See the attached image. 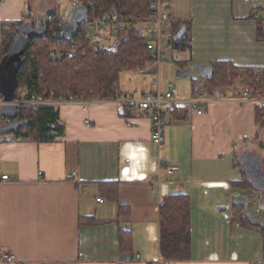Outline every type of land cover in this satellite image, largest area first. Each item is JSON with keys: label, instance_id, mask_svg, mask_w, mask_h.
Here are the masks:
<instances>
[{"label": "crops", "instance_id": "0c3cea01", "mask_svg": "<svg viewBox=\"0 0 264 264\" xmlns=\"http://www.w3.org/2000/svg\"><path fill=\"white\" fill-rule=\"evenodd\" d=\"M167 1L171 19L192 25L182 66L230 62L264 68V42L256 21L248 19L262 0ZM56 8L57 0H0V25L40 22ZM72 14L55 16L68 24ZM163 65L146 66L144 74L156 86ZM178 71L164 80L165 92L173 93L186 119L171 117L161 147L152 141L150 114L128 111L123 117L115 103L101 101L60 103L65 135L54 143L0 139V173L10 178L0 181V264H118L120 230L133 238V258L126 264H165L160 202L174 194L191 200V259L176 264H264L262 230L236 207L224 214L238 189L234 184L248 179L239 158L255 156L263 168L257 103L238 90L216 98L201 81L174 82ZM158 90L147 88L143 95ZM196 93L205 114L181 104ZM174 166L178 170L169 175L166 168ZM113 186L118 200L112 199ZM246 225L252 228L243 230Z\"/></svg>", "mask_w": 264, "mask_h": 264}, {"label": "trees", "instance_id": "16d2710c", "mask_svg": "<svg viewBox=\"0 0 264 264\" xmlns=\"http://www.w3.org/2000/svg\"><path fill=\"white\" fill-rule=\"evenodd\" d=\"M76 4V9L82 7L87 11L88 19L87 22L77 25V35L73 41L69 43L53 39L67 25L58 20L45 28L48 32L47 37L31 40V48L23 57L26 62L18 73L16 94L17 102L24 104H19L18 119L20 122L26 121L33 124L23 126L10 134L17 140L50 144L63 138L65 125L60 120L58 109L60 103L66 102L69 96L77 102H111L121 95L119 83L122 73L144 69L156 60V55L148 50V41L141 37L139 29L150 23L158 9V0H77ZM261 6L257 5L248 19L256 21L257 38L264 42L263 16L258 11L260 9L264 12V7ZM256 13H258L257 16ZM48 15L55 16L57 13L54 11ZM103 16H117L119 19L114 49L101 47L90 40L88 23L101 19ZM24 23L0 25V62L7 55L17 30ZM168 24L172 28V37L181 27L186 29L182 43L175 46L172 41V46L175 51L187 52L192 39L191 23L171 19ZM52 50L65 54L52 57ZM70 52H75L71 58L66 55ZM210 66L213 69L212 73L202 77L203 89L212 96L229 89H238L240 96L248 91L251 99L257 103L255 121L259 139L264 133V68L237 67L230 62H217ZM186 68V66L181 67L182 70ZM197 83V81L194 82L195 87ZM21 92H26V96H21ZM128 111L123 108L122 116L126 117ZM184 111L176 108L171 117L177 121L185 120ZM2 121L0 120V127L7 123ZM6 137H0V139L5 141ZM260 145L263 146L262 143ZM262 165L264 169V160ZM239 166L242 165L239 164ZM234 185L239 190L250 194L258 191L247 178ZM112 189V199L118 200V188L113 186ZM259 205L264 207L263 197L259 198ZM236 208L241 210L245 217V210L242 207ZM159 229L162 261L165 264L190 261L192 237L189 195L174 194L161 199ZM262 233L264 235V231ZM119 243L121 255L133 258V238L130 231H119Z\"/></svg>", "mask_w": 264, "mask_h": 264}, {"label": "water", "instance_id": "95a60500", "mask_svg": "<svg viewBox=\"0 0 264 264\" xmlns=\"http://www.w3.org/2000/svg\"><path fill=\"white\" fill-rule=\"evenodd\" d=\"M87 11L82 7H78L73 11L72 17L69 23L63 30L54 36V40H63L66 42H72L77 35V25L87 22ZM186 33V29L181 27L173 36L172 41L175 46H179ZM263 34H264V15H263ZM48 32L43 27L42 23L37 22L35 25L32 22H25L18 30L17 35L11 45L8 53L0 62V96L2 101L0 102V120H4L7 123L0 127V137H6L13 134L16 130L23 126L32 125L26 121L20 122L19 116V104L17 102V89H18V73L22 66L25 64L24 55L31 48V40L37 38L47 37ZM211 66L202 65L194 68H186L183 71H178L176 76L180 79H186L191 76L193 72H196L201 77H206L212 73ZM219 92L215 94L218 98ZM120 112L123 109L120 108ZM242 165V170L246 173L248 179L255 185L260 198H264V169L262 168L260 161L255 156H244L239 158ZM258 172L257 176L260 178L259 182L252 178V174ZM233 207H242L245 210V217L247 222L255 228H259L264 231V220L256 218L248 209L249 203L245 198H235L232 202ZM220 210L227 208H219ZM264 210V207H262ZM132 260L131 256H121L118 259V264H126Z\"/></svg>", "mask_w": 264, "mask_h": 264}, {"label": "built area", "instance_id": "2783aa9c", "mask_svg": "<svg viewBox=\"0 0 264 264\" xmlns=\"http://www.w3.org/2000/svg\"><path fill=\"white\" fill-rule=\"evenodd\" d=\"M159 1V6L156 11V13L152 16L151 21L149 24L144 25L140 27L139 32L142 38L147 39L148 44V50L152 54L156 55V60L153 62V64H159L161 60L163 59V54L161 53V40L163 36V26L165 24H168L171 22V17L166 13L162 11L161 7V1ZM250 0H245V2H249ZM259 5H262V2L259 3ZM73 7H77V4L74 3ZM58 19L54 15H48L45 20L40 21L42 23L43 27L46 28L47 25L51 23L57 22ZM118 23L119 19L117 16H103L101 19L95 20L91 23H88L89 29H90V40L94 42L95 38L99 36L101 31H109V32H117L118 31ZM65 54L64 52H60L58 50H52L51 56L56 57L59 54ZM75 52L66 53V55L71 58ZM148 70V69H146ZM144 70V72L146 71ZM138 73H141L143 71L137 70ZM171 86V85H169ZM21 96H26V92H21ZM244 98H251L248 91H245L243 94ZM66 102H77L74 100L72 96H69ZM111 102L115 103L120 108H125L129 110L130 112H140L142 114H150L151 120H152V141L157 144L159 147H161L164 144L165 138H164V132L165 128L168 124V122L171 119V114L174 109L178 108L179 102L176 101L174 98L173 93L166 92L163 93L161 91H157L154 94H145L141 96L140 98L135 97H128L126 95H119L116 99L112 100ZM18 104H24L18 102ZM30 104V103H27ZM33 104V103H32ZM181 104L187 105L186 107L197 111L198 114L202 115L206 113V109L200 108L202 104V101L200 100V96L198 93L194 95L192 100L189 102H182ZM87 125H90L89 122H87ZM167 173L169 175L174 174L178 167H167L166 168ZM73 176H69V178H72ZM8 175H2L0 173V181H7L9 180ZM98 202L101 201V198L97 199ZM14 260L13 257H5V262H12Z\"/></svg>", "mask_w": 264, "mask_h": 264}, {"label": "rangeland", "instance_id": "374dc122", "mask_svg": "<svg viewBox=\"0 0 264 264\" xmlns=\"http://www.w3.org/2000/svg\"><path fill=\"white\" fill-rule=\"evenodd\" d=\"M161 1V9L163 12H169V6H166L168 1L167 0H160ZM259 0H253V2H258ZM262 4L264 3V0H262ZM77 0H57V10L56 13L58 14V17L62 20L65 19L66 14L71 11L76 9L73 7V4L76 3ZM264 7V4L263 6ZM260 12V15H264V12H261L260 9H258ZM170 13V12H169ZM34 23V22H33ZM163 36L161 40V53L163 54V59L161 60L160 63L165 64L163 65L162 71H158L160 74V86L154 85L152 83V78L148 75V73L145 75L144 70L145 69H139L143 72L140 74L136 72H124L120 76V83H119V89L121 92L125 93L124 95L128 97H135V98H140L145 92L147 88H153L157 90V88L161 89L163 93L165 92V88L169 82L164 83L165 79H168V76L170 75V72L174 71V69H180L182 65L180 64V61L185 58V55L187 53L180 52V51H175L172 46V28L167 26L166 24L163 26ZM94 43L99 44L101 47L108 48V49H114L116 45V32H109V31H101L99 36L95 38ZM159 63V64H160ZM158 65V64H156ZM138 70V69H137ZM157 72V73H158ZM144 74V75H142ZM167 77V78H166ZM172 79L174 82L176 81H185V82H190L192 79L202 81L203 79L201 76H199L196 72H193L192 75L189 78L186 79H178L177 77H173ZM238 90V89H237ZM239 91V90H238ZM233 90H224L222 92V96L228 95L232 93ZM172 93V92H171ZM4 121V120H3ZM2 121V122H3ZM260 142L264 144V133L260 137ZM258 172H254L252 174V178L255 179L257 182H259L260 178L257 176ZM264 185V181H262V186ZM234 198L228 202L226 207H230V210L225 212L224 214L230 215L231 214V208H232V202L235 198L241 197L245 198L248 200L249 206L248 209L249 211L258 219L264 220V210H262V207L259 205V198L260 195L259 193L253 191L251 194L242 190H235L234 192ZM218 206H225V205H218ZM218 206H215L214 209H216ZM249 228H252L248 225L246 227H243V230H250ZM259 231V229H256Z\"/></svg>", "mask_w": 264, "mask_h": 264}, {"label": "clouds", "instance_id": "9594fccd", "mask_svg": "<svg viewBox=\"0 0 264 264\" xmlns=\"http://www.w3.org/2000/svg\"><path fill=\"white\" fill-rule=\"evenodd\" d=\"M213 259H215V257H213Z\"/></svg>", "mask_w": 264, "mask_h": 264}]
</instances>
